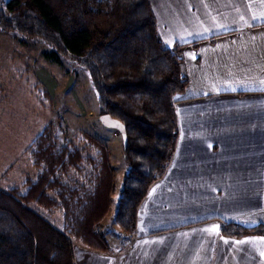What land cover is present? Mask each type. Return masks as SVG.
Masks as SVG:
<instances>
[{"label": "trees", "instance_id": "1", "mask_svg": "<svg viewBox=\"0 0 264 264\" xmlns=\"http://www.w3.org/2000/svg\"><path fill=\"white\" fill-rule=\"evenodd\" d=\"M0 32L44 44L50 49L44 57L54 64L83 65L98 96V115L124 123L129 139L127 149L123 144L124 186L112 217L119 230L102 229L115 193L107 146L85 134L91 153L84 155L74 142L61 145L54 125L46 126L25 153L37 179L0 189V264H79L77 245L112 253L111 238L135 237L138 209L175 156L174 106L187 88L181 45H165L150 0H7L0 8ZM73 172L84 178L73 179ZM55 212L62 215L61 225ZM221 233L264 236V225L225 223Z\"/></svg>", "mask_w": 264, "mask_h": 264}, {"label": "crops", "instance_id": "2", "mask_svg": "<svg viewBox=\"0 0 264 264\" xmlns=\"http://www.w3.org/2000/svg\"><path fill=\"white\" fill-rule=\"evenodd\" d=\"M165 45H181L187 88L164 178L141 203L133 239L76 246L79 264H264V0H150Z\"/></svg>", "mask_w": 264, "mask_h": 264}, {"label": "rangeland", "instance_id": "3", "mask_svg": "<svg viewBox=\"0 0 264 264\" xmlns=\"http://www.w3.org/2000/svg\"><path fill=\"white\" fill-rule=\"evenodd\" d=\"M6 1L0 0V8ZM47 51L42 43L0 32V189L22 187L28 179H37L39 172L25 153L49 124L54 125L61 145L74 142L85 149L82 137L89 134L107 146L115 179L111 211L101 228L118 231L112 217L127 171L122 136L100 122L98 96L86 68L71 60L54 64L45 59ZM88 153L90 149H85L84 155ZM71 177L79 180L84 175L73 172ZM53 219L61 225L59 212Z\"/></svg>", "mask_w": 264, "mask_h": 264}, {"label": "water", "instance_id": "4", "mask_svg": "<svg viewBox=\"0 0 264 264\" xmlns=\"http://www.w3.org/2000/svg\"><path fill=\"white\" fill-rule=\"evenodd\" d=\"M100 122L107 128L114 129L122 136L124 148L127 149L128 146V134L127 128L120 120L113 118L111 115H101L99 117Z\"/></svg>", "mask_w": 264, "mask_h": 264}]
</instances>
